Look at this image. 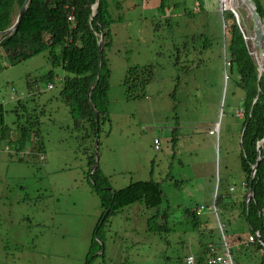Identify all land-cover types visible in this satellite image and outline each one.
Listing matches in <instances>:
<instances>
[{"label":"rangeland","instance_id":"rangeland-1","mask_svg":"<svg viewBox=\"0 0 264 264\" xmlns=\"http://www.w3.org/2000/svg\"><path fill=\"white\" fill-rule=\"evenodd\" d=\"M219 1L107 0L110 121L94 142L73 130L59 99L64 71L56 68L51 83L28 87L52 69L47 53L14 65L0 60L9 137L17 139L20 128L38 121L43 145L36 153L32 139L16 154L0 140V264H85L101 213L88 178L92 153L114 190L162 182L172 229L150 234L146 218L154 211L139 204L122 208L108 219L104 256L97 252L92 264H185L188 254L197 258L207 244L224 242L237 264L259 262L254 246L240 247L250 234L238 205L249 192L239 163L240 93L224 47L230 20ZM234 2L236 24L257 67L251 19ZM136 66H152L153 80L139 99L126 100L124 75ZM216 195L229 203L226 209L215 204ZM186 210L196 212V221Z\"/></svg>","mask_w":264,"mask_h":264},{"label":"trees","instance_id":"trees-1","mask_svg":"<svg viewBox=\"0 0 264 264\" xmlns=\"http://www.w3.org/2000/svg\"><path fill=\"white\" fill-rule=\"evenodd\" d=\"M253 1L264 23V0ZM24 2L25 0H0V38L1 33L12 26ZM95 3L98 4L92 10V5ZM106 3L107 0H31L18 27L0 42V60L5 58L9 65H14L28 57L48 54L47 60L52 69L46 75L39 76L35 82L29 81L28 87H34L37 82L51 83L56 68L65 72L66 76L60 82L59 99L68 109L67 114L71 119L73 130L84 131V139L93 142L98 138L102 125L106 122L109 124L110 121L108 111L111 70L105 49L111 45L112 35ZM221 13L224 18L230 20L229 26H226L229 39L224 47L229 59L228 68L234 78L233 85L240 93L237 106L242 113L239 130V163L245 176L246 191L249 188L252 168L260 158L251 183V197L248 199L246 194L243 196L238 205V216L243 217L246 223L249 239L255 236V233L259 234V239L255 242L257 237H254L250 244L255 247L256 252L261 253L257 264H264V146L259 150V156L257 149L264 139V73L257 83V67L248 55L246 43L234 15L230 11H221ZM69 17H72L71 21H68ZM101 34L104 39L99 60L98 43ZM98 72L99 77L96 80ZM153 76L152 66L127 69L122 84L126 100H137L143 96V91L153 80ZM3 113V105L0 103V140L7 141L16 154L26 150L27 144L32 139L37 140L34 149L40 154L43 145L37 128L40 125L38 121H34L30 128L24 126L20 128L17 139L12 140L9 137L10 129L4 124ZM235 114L237 117V112ZM105 134L107 135V132ZM173 135L172 133V140H174ZM95 160V153L87 156L88 178L91 190L99 199L101 213L91 234L85 264H92V256L97 255V252L99 256H104L108 219L122 208L139 204L146 210L154 211L146 218V231L150 234L168 235L172 231L168 223V205L162 182L151 179L131 183L121 190H114L98 165L92 169ZM18 161L22 162L23 158L20 157ZM216 196L215 204L226 209L229 203L224 204L223 197ZM162 207L163 210L160 211ZM185 215L193 221L197 219L196 212L190 213L186 210ZM246 244H248L247 240L240 246L241 249L246 248ZM220 246H215L217 253ZM208 250L207 244L196 260L203 261L209 253ZM235 261L233 259L234 264H237Z\"/></svg>","mask_w":264,"mask_h":264},{"label":"water","instance_id":"water-1","mask_svg":"<svg viewBox=\"0 0 264 264\" xmlns=\"http://www.w3.org/2000/svg\"><path fill=\"white\" fill-rule=\"evenodd\" d=\"M30 1L31 0H25L23 6H21L20 10L18 11L12 26L10 28H8L7 30H5L3 33H1L0 42L5 37H7L10 34H12V32L18 27V25H19V23H20V21L22 19V16L25 13V10L27 9V6L30 3ZM238 2L242 6H244L246 8V10L248 12V15H249V17L251 19V22H252V35H251L252 37H251V41H252V44L255 47V49L258 51V53H259L258 55H260V62H259L258 67L256 69L257 83H259L260 78H261L262 74L264 73V25H263V23H262V21H261V19L259 17V14L257 12V7H256V5H255L253 0H238ZM97 4L98 3H95L94 5H92V10H94L96 8ZM223 10L232 12L233 15L235 16V20L237 21V18H236L237 14L235 13L234 9H226L223 6ZM239 30L241 31L240 28H239ZM241 33H242V31H241ZM103 39H104V36H103V34H101L100 41L98 43V45H99V52H98V57L99 58L98 59L99 60L101 58V53H102ZM243 39L245 40V37H243ZM98 77H99V72L97 74L96 80L98 79ZM90 91H89V93H90ZM89 93H88L87 96H89ZM95 116H96V113H95ZM263 146H264V139L261 141V143L257 147L258 156H259V150ZM95 149H96V145H95ZM97 161H98V158L96 157L95 164H94V166H92V169L96 168L95 166H97ZM259 162H260V158L257 159V162H256L255 166L252 168V173H251L250 180H249V188H248L249 195H248V199L251 197V183H252V179H253L255 170H256Z\"/></svg>","mask_w":264,"mask_h":264},{"label":"bare ground","instance_id":"bare-ground-1","mask_svg":"<svg viewBox=\"0 0 264 264\" xmlns=\"http://www.w3.org/2000/svg\"><path fill=\"white\" fill-rule=\"evenodd\" d=\"M234 1H235V0H220L219 2H221L222 5H223L226 9H234V10H236L237 7H238L239 5H238V3L236 4ZM235 13H236V11H235ZM232 14H233V13H232ZM92 16H93V15H92ZM260 19H261V18H260ZM261 21H262V20H261ZM246 39H247V41H249V37H247ZM254 50H255V48H254ZM258 54H259V53H257V52H254V53H253V55L256 56L257 64H259V62H260V59H259V55H258ZM257 67H258V66H257ZM48 88L51 89L52 86H51V85H48ZM155 141L158 142V140L155 139V140L153 141V145H154V146H155V144H154ZM158 145H159V143H158ZM154 149H155V147H154ZM155 150H158V149H155ZM248 242H249V240H248ZM250 243H252V242H250ZM246 246H247V244H246ZM215 248H216L215 246L208 245V249H209L208 252H209V253H208V255L205 256L204 258H205L206 261H208V260H214L216 263L219 264L220 259H222V258L224 257L225 253H226V252H229V254H230V251L228 250V248H227V246H226L225 243L219 247L220 250H219L218 253L215 251ZM212 254H214V255H212ZM216 254H217V255H216ZM192 257H194L193 254H192ZM194 258H195V257H194ZM228 258H229L231 264H234L233 259H232V257H231V254H230V256H229ZM195 259H196V258H195Z\"/></svg>","mask_w":264,"mask_h":264},{"label":"built area","instance_id":"built-area-1","mask_svg":"<svg viewBox=\"0 0 264 264\" xmlns=\"http://www.w3.org/2000/svg\"><path fill=\"white\" fill-rule=\"evenodd\" d=\"M72 20V17H69L68 18V21H71ZM229 65V64H228ZM210 134H212L213 133V131H210L209 132ZM154 144H155V149H158V142L157 141H155L154 142ZM254 237H257L256 238V240H255V242L258 240V238H259V234L258 233H255V236H253L251 239H249V242L248 243H250V242H253V240H254ZM230 256V254H229V252H226L225 253V255H224V257L222 258V259H220V261H219V264H231V262H230V260H229V257ZM196 259L194 258V257H192V254H189L186 258H185V260H184V263L185 264H218V263H216L214 260H208V261H206L205 259L203 260V261H201V262H199V261H195Z\"/></svg>","mask_w":264,"mask_h":264},{"label":"clouds","instance_id":"clouds-1","mask_svg":"<svg viewBox=\"0 0 264 264\" xmlns=\"http://www.w3.org/2000/svg\"><path fill=\"white\" fill-rule=\"evenodd\" d=\"M221 11H224V10H223V7H221ZM258 239H259V238H258ZM261 244H262V243H261ZM249 245H251V244L248 243V244H247V247H248ZM190 254H192V253H190ZM188 255H189V254H188ZM188 255H187V256H188ZM187 256H186V257H187ZM186 257H185V258H186ZM184 260H185V259H184Z\"/></svg>","mask_w":264,"mask_h":264}]
</instances>
